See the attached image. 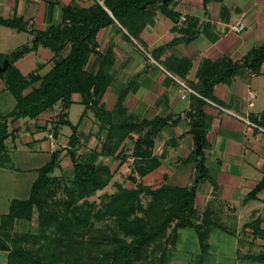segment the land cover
Wrapping results in <instances>:
<instances>
[{"label": "trees", "instance_id": "16d2710c", "mask_svg": "<svg viewBox=\"0 0 264 264\" xmlns=\"http://www.w3.org/2000/svg\"><path fill=\"white\" fill-rule=\"evenodd\" d=\"M221 1L202 0V4L206 8L212 2ZM167 2L104 0L103 5L94 1L88 8L75 4L61 6L59 24L34 33L31 45L0 56V64L4 60L9 62L0 78L15 101L10 112L0 115V153L6 150L4 142L9 136L10 122L20 119L37 121L42 114L56 111L57 115L44 126L38 125V129L48 131L54 139L63 126L71 129L66 148L56 149L36 170L37 176L28 197L11 201L8 212L0 217V251L6 253V264H177L173 262L172 252L179 239V230L192 229L195 232L200 257L209 250L211 230H224L220 218L208 207L201 216L197 213L198 184L209 182L214 186L202 152L196 154L194 148L191 152L193 182L186 187L172 186L164 176L165 182L156 187L143 185L140 179L161 165L153 156L154 138L181 118L189 122L192 130L205 129L204 99L212 101L213 87L229 82L241 70L247 69L257 75L264 63V43L250 50L239 62L228 57L217 61L204 60L195 81L185 84L198 96L190 95L191 107L183 117L170 114L151 120L127 117L123 102L129 88L120 93L113 110L107 111L100 103L113 80L110 71L114 54L112 50L98 52L99 31L117 22L129 37L140 43L143 29L154 22L153 7ZM0 25L18 31L27 28L19 19L0 18ZM170 45L160 47L159 54ZM38 47L53 54L52 67L43 76L35 72L23 77L14 65ZM65 51L67 53L63 55ZM75 94L80 96V104L84 107L80 121L90 112L98 123V133H105L99 145L85 153L81 151L84 146L81 139L84 138L79 133L80 124L73 126L67 119ZM260 120L264 121V112ZM127 142L133 146L129 154L133 158V167L127 178L129 183L125 186L116 184L117 191L109 196L102 210H97L96 193L109 186L114 177L110 167L101 159H117L124 163ZM201 143L204 146V142ZM63 158H69L71 163V177L67 180L53 175ZM59 187L66 198L52 203ZM263 191L264 177L245 201L255 199ZM142 197L148 198L146 203L142 202ZM33 222L37 224L36 233L18 229L23 223ZM246 226L253 230L254 238L264 241L259 220ZM51 228L54 232L48 234ZM245 259L261 263L264 254L248 255Z\"/></svg>", "mask_w": 264, "mask_h": 264}, {"label": "crops", "instance_id": "0c3cea01", "mask_svg": "<svg viewBox=\"0 0 264 264\" xmlns=\"http://www.w3.org/2000/svg\"><path fill=\"white\" fill-rule=\"evenodd\" d=\"M56 1L0 0L1 19H19L27 26L26 30L18 31L0 25V56L31 45L34 33L59 24L61 6L75 4L88 8L94 1L103 5L104 0ZM163 3L153 7L154 22L143 29L139 36L140 43L129 37L117 22L99 31L98 52L112 50L114 54L110 71L113 80L100 101L107 111L113 110L120 93L129 88L123 102L127 117L134 120H151L169 114L183 117L191 107V98L189 95L182 99L177 80L191 83L195 81L204 60L217 61L228 57L233 62H239L250 50L264 43V0H222L212 2L206 8L202 0H169L167 4ZM181 18L184 20L181 21ZM237 21L245 25L240 34L230 30ZM22 42H25L24 45L19 47L18 44ZM169 43L170 47L159 54L158 49ZM52 59L51 52L38 47L14 66L23 77L35 72L43 76L51 69ZM8 95L11 94L5 90L0 78V97L7 103V108L0 115L10 112L15 105L14 98L12 102ZM212 97V101L204 99L206 105L202 109L207 117L205 129H200V142H204V146L201 143V152L214 186L209 182L198 184L196 208L198 216H201L208 207L220 218L224 230H211L209 250L204 256L222 254L221 247L212 250L210 245L213 238L224 243L223 238L216 236V231H219L233 240V256L242 263L264 264L245 259L248 255L264 254V241L254 238L253 230L246 226L259 220V227L264 230V191L255 199L245 201L249 192L264 177V121L260 120L264 112V63L257 75L245 69L229 82L215 85ZM80 100L79 95H73L72 105H81ZM48 115V112L42 114L37 121L20 119L10 122L9 136L4 142L5 152L18 147L39 148L50 158L56 149L66 148L68 138L60 143V134L56 139H49L48 131L38 129V125L44 126L50 121ZM80 116L75 125L80 124L79 133L84 138L81 139V143L84 142L82 148L93 150L104 139L105 133H98V123L92 113L87 112L81 121ZM191 130L189 122L181 118L177 124L165 127L154 138L153 156L159 159L161 165L140 179L143 185L159 186L165 182L163 176L172 186L186 187L193 182L194 161L189 158L195 149V139ZM132 136L136 138V135ZM125 145L127 158L124 163L117 159H101L106 165L112 162V166H109L112 172L123 167L127 161L131 172L133 158L129 154L133 146L129 142ZM38 168L31 165L30 170L37 176ZM4 169L5 166H0L2 172ZM183 230H179L175 252L176 248L182 247ZM195 241L199 249L197 237ZM199 254L200 251L198 257ZM177 264H185V261Z\"/></svg>", "mask_w": 264, "mask_h": 264}, {"label": "rangeland", "instance_id": "374dc122", "mask_svg": "<svg viewBox=\"0 0 264 264\" xmlns=\"http://www.w3.org/2000/svg\"><path fill=\"white\" fill-rule=\"evenodd\" d=\"M25 42L19 43L20 47ZM8 98L13 101L11 95H8ZM78 98V97H75ZM0 97V112H3L5 108H7V103ZM83 110V106L76 104L72 105L69 110V121L72 124H76L78 118ZM71 134V129L68 126H63L60 130L59 142L61 143L63 140L67 139ZM19 146V145H18ZM37 148H20L17 149H9L7 152L0 153V166H5L6 169L3 170L4 174L2 175V171L0 170V217L8 212L9 204L13 200H24L29 195V188L31 185V181L36 177L30 169L31 165H36L37 167L43 166L49 159V157L38 151H35ZM63 149V148H62ZM89 148H82V152H87L86 150ZM33 150V151H32ZM35 152V153H31ZM30 161H32L30 163ZM103 162V160H101ZM108 166H112V162H107ZM115 169V168H114ZM113 169V170H114ZM113 172L114 177L109 186H107L103 191L97 192L96 197V208L97 210H102L103 205L107 203L109 196L114 194L117 191L116 184L121 186L127 185L128 175L130 174V166L128 165V161L121 168H116ZM54 176L61 179H70L71 177V163L69 158H63L59 168L54 171ZM61 186H63L61 184ZM66 198V195L62 189V187L58 188L56 191V195L52 199V203L54 202H62ZM142 202L146 203L148 198L142 197ZM107 222L111 223V219L107 218ZM234 228V226H231ZM18 229L20 231H31L33 233L37 232V224L33 223H23L19 225ZM54 232V228L49 229L48 234ZM216 236L219 238H223L224 243H220V240H216L213 238L210 245H212V250H216V247H221L220 252L221 255L214 257H198V253L200 249L196 247V236L195 232L191 229H184L182 231V247L179 249L176 248V252H172V259L175 263H179V261H185V264H199L201 261L203 264H244L240 259L233 256V240L228 236H225L222 232L216 231ZM152 250V248L150 249ZM153 258V257H152ZM236 258V259H235ZM0 264H6V253L0 251ZM252 264V263H246Z\"/></svg>", "mask_w": 264, "mask_h": 264}, {"label": "built area", "instance_id": "2783aa9c", "mask_svg": "<svg viewBox=\"0 0 264 264\" xmlns=\"http://www.w3.org/2000/svg\"><path fill=\"white\" fill-rule=\"evenodd\" d=\"M183 20H184V18H181V21H183ZM244 28H245V25L243 24V22L237 21L235 24H233L230 27V30L234 34H240L244 30ZM177 84H178V92L181 94L182 99H185L189 95L198 96L192 89H190L188 86H186L185 83L177 80ZM48 113H49L48 117L50 120H51L52 116L57 115L56 111H50ZM263 132H264V130H263ZM48 138L53 139L51 134L48 135Z\"/></svg>", "mask_w": 264, "mask_h": 264}, {"label": "water", "instance_id": "95a60500", "mask_svg": "<svg viewBox=\"0 0 264 264\" xmlns=\"http://www.w3.org/2000/svg\"><path fill=\"white\" fill-rule=\"evenodd\" d=\"M162 2H166L167 0H161ZM9 62L7 60H4L3 63L0 65V73L4 72L6 68L8 67ZM192 134L194 135V147H195V153L200 154L201 153V137H202V131L201 130H191Z\"/></svg>", "mask_w": 264, "mask_h": 264}]
</instances>
